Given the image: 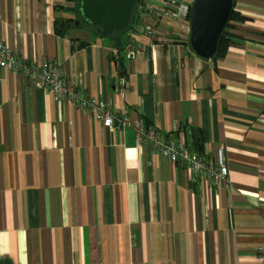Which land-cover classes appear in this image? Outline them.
I'll list each match as a JSON object with an SVG mask.
<instances>
[{
	"label": "crops",
	"instance_id": "crops-1",
	"mask_svg": "<svg viewBox=\"0 0 264 264\" xmlns=\"http://www.w3.org/2000/svg\"><path fill=\"white\" fill-rule=\"evenodd\" d=\"M68 7L0 0V37L17 59L59 66L115 117L141 119L202 156L221 148L229 188L191 178L136 143L130 126L106 129L0 67V264H262L264 0H233L242 20L209 61L184 44L182 20L144 19L120 45L84 30L59 37L53 20L70 18Z\"/></svg>",
	"mask_w": 264,
	"mask_h": 264
},
{
	"label": "built area",
	"instance_id": "built-area-1",
	"mask_svg": "<svg viewBox=\"0 0 264 264\" xmlns=\"http://www.w3.org/2000/svg\"><path fill=\"white\" fill-rule=\"evenodd\" d=\"M160 1V4H156L153 0H142L138 6V22L147 18L158 26L172 20L188 22L191 3L185 4L181 0ZM156 32L155 27H146L143 31L144 35L150 39ZM0 67L9 72L21 74L30 85L47 92L56 101L69 100L76 107L87 109L106 129L122 131L130 126L134 130L136 143L147 146L169 162L182 165L191 178L205 179L219 191H226L229 188V173L221 148L215 150L213 157L202 156L194 153L184 143L164 137L155 126L146 125L141 119L131 124L127 117H115L104 100L84 97L81 88L77 84H71L63 76L59 66L49 62L29 64L17 59L15 53L1 37ZM259 258L264 264V250L259 252Z\"/></svg>",
	"mask_w": 264,
	"mask_h": 264
},
{
	"label": "water",
	"instance_id": "water-1",
	"mask_svg": "<svg viewBox=\"0 0 264 264\" xmlns=\"http://www.w3.org/2000/svg\"><path fill=\"white\" fill-rule=\"evenodd\" d=\"M136 2L79 0L77 10L88 25L110 36L127 29ZM232 11L233 0H193L188 17V47L194 55L206 61L213 58Z\"/></svg>",
	"mask_w": 264,
	"mask_h": 264
},
{
	"label": "trees",
	"instance_id": "trees-1",
	"mask_svg": "<svg viewBox=\"0 0 264 264\" xmlns=\"http://www.w3.org/2000/svg\"><path fill=\"white\" fill-rule=\"evenodd\" d=\"M142 0H137L134 9H133V14H132V18L130 21L129 26L127 27V29L125 31L122 32H115L110 36H105L98 28H93L90 25H88L85 21H83L80 17V14L77 10V4L79 2V0H65V2L68 4H72V7H68L66 8V10L68 12H70V14H72V16L70 18H65V17H56L53 20V31L54 33L59 36V37H64L67 36L72 30H84L86 32H88L91 36H94L95 38H108V39H114L116 42L114 45H120L122 42H120L119 38L126 34L129 30H136L139 27H137L138 25H136V23H138L139 21V15H138V6L141 3ZM58 9V8H56ZM63 10V9H62ZM242 20V18L237 14V12L232 11L230 14V17L228 19V22L221 34V37L219 39L218 45H217V49H216V53L213 56L212 60H215L217 58L223 57L228 46H229V42L227 40V29L230 27H233L232 22H236V21H240ZM75 22H78V24L76 25ZM71 49L72 50H77L79 48L85 47L88 43L87 42H72L71 43ZM185 45L188 46V41L184 42ZM110 58L115 62L116 59L113 56H110ZM199 135H195V143L198 146V137Z\"/></svg>",
	"mask_w": 264,
	"mask_h": 264
}]
</instances>
